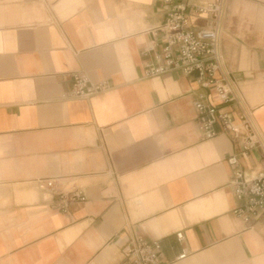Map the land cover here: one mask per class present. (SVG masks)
<instances>
[{"label": "crops", "instance_id": "crops-1", "mask_svg": "<svg viewBox=\"0 0 264 264\" xmlns=\"http://www.w3.org/2000/svg\"><path fill=\"white\" fill-rule=\"evenodd\" d=\"M226 4L223 65L264 137V0ZM164 18L162 0H0V264H120L137 236L167 264H264V216L233 215L226 185L241 135L202 137L192 101L238 113L179 70L143 74ZM74 71L110 86L63 98ZM238 161L264 172L260 149ZM48 178L86 201L57 211Z\"/></svg>", "mask_w": 264, "mask_h": 264}, {"label": "built area", "instance_id": "built-area-1", "mask_svg": "<svg viewBox=\"0 0 264 264\" xmlns=\"http://www.w3.org/2000/svg\"><path fill=\"white\" fill-rule=\"evenodd\" d=\"M162 8L165 18L153 29V46H158L159 50L145 63L143 74L154 77L179 70L193 77L199 85L213 90L221 106L233 107L238 113L240 121L235 123L230 112L210 103L205 94L192 101L195 125L202 137L212 138L220 132L241 135L242 149L226 158L230 169L226 185L237 202L231 209L232 214L245 224H251L264 216V172L247 176L239 165L238 156L253 149L264 152V137L223 65L220 41L227 15L226 0H204L197 4L192 0H162ZM193 15L204 16L206 24L193 27L190 23ZM70 76L71 89L62 95L63 98H86L110 86L107 80L92 82L80 72H70ZM54 181L52 178L38 180L44 191L55 197L52 204L57 211L68 214L71 205L86 201L82 188L56 191ZM175 235L178 242L183 241L181 231ZM120 254V264H167L157 238L137 236L121 249ZM187 254L184 249L176 259L181 260Z\"/></svg>", "mask_w": 264, "mask_h": 264}]
</instances>
